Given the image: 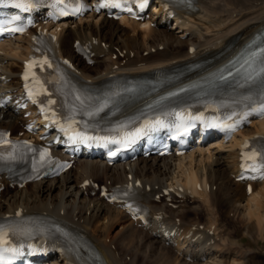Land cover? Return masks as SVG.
<instances>
[{"label": "bare ground", "instance_id": "obj_1", "mask_svg": "<svg viewBox=\"0 0 264 264\" xmlns=\"http://www.w3.org/2000/svg\"><path fill=\"white\" fill-rule=\"evenodd\" d=\"M194 4L196 5L197 9H194L192 6L190 9H185L184 12L179 14V17L182 18L183 14H185L186 18L183 20V22L182 21L179 23L176 22L179 33L182 32H184V34L187 32L191 33L188 35L189 39L187 40L188 43L187 45L195 46L197 48V50H195L193 54H187L188 46L184 47L186 46V41H178L177 46L173 47L172 44L168 42L170 40V37H167L169 36V34L165 31L166 28L165 29L162 28L163 30L150 28L151 22L155 21L154 16H151V19L143 22L122 20L119 21V23H116L117 26L120 28L121 32H123L124 36H126L128 30L127 28L123 29L121 25H125L126 27H129L131 29L133 38L137 36L136 34L137 32L140 33L142 35V42H143L142 46H133L130 43L125 44L123 49L126 50L127 54L117 61L111 60L110 58L111 56L118 54V52L121 53L122 50H118L117 49L118 46L114 44L113 46H115V49H117L118 52H116V50L110 47L108 49L109 51L105 53L106 55L105 58H108L110 61L108 62L103 61L102 65L98 66L97 68H91L85 66L84 64H81L80 60L75 57L72 50L69 48L70 42H72L74 39H78L79 37L88 38L91 36H95L93 33L94 31L92 29V26L88 24L89 18L84 19L85 22L87 21L85 24L83 23L84 20H81L79 25L73 24L74 26L73 29H70L69 27L63 30V32H61V38H60L61 51L64 53V55L73 59L75 62H78L79 69L81 70V77L83 80L92 79L93 82L89 84L80 78L82 83L87 84L83 87H92V88L98 87L100 89L107 87L116 88L123 86L124 81H125V87H127L128 83L126 82V80L113 81L112 79H107L109 72H111L109 71L111 66L120 64V62L125 61L124 65L120 67V69L128 71L129 74L138 75L139 73H144V71L147 69L149 70L150 68H153L154 70H157V68L159 69L161 67L158 73H166L167 77L175 73H178L179 75L182 74L188 75L189 70L193 64H199V66L202 67L207 65L208 67L210 64L212 66L216 62L225 60L226 57L234 54V51L240 48L241 42L250 39L256 32H258L257 30L264 25V19L259 21L260 16L264 14V0H194ZM161 19L162 18H159L156 26L158 27L163 26ZM195 22L199 23L200 26ZM113 23L115 22L107 19H102L100 22L99 20L94 22V26L97 27V31L99 33V40L105 43H106L105 40H110L107 37L108 35L105 33V30L106 28H108L110 24ZM201 27L202 29H200ZM209 31L212 32V35L205 37L204 34L208 33ZM162 38L164 41L162 40ZM25 45L26 42L24 39H19L16 44L12 42H5L1 44V53L3 54H0V68L2 70L0 76L1 77H3L4 75L6 76L5 78L6 80L3 81V84H5V89L10 90L9 95L13 96L12 98L13 101H15L18 97V94L15 92V88L17 86L16 75L20 71V62L23 58V55L26 54ZM159 46H164V48L158 51ZM153 48H156V51L154 53H148L145 56L143 55L138 56V54H134V57L130 58L129 51H132L133 49L136 50L142 49V52H144V51H150ZM97 69L99 70L101 69V71L98 74L96 73ZM201 70L196 74L194 73L195 74L194 76H200L194 81L199 80L203 77L204 75L203 73H205V71L203 72ZM114 72L118 74V71H114ZM125 76L131 77L132 75L125 74ZM165 77H166L165 75L162 76V78ZM79 86L81 85L79 84ZM78 95L79 92H77L74 89H69V92L64 96L63 100L67 103H73L75 100L79 98ZM24 115L25 112L15 111L13 107L8 105L5 108L0 109V127H9L13 129L15 132H19L22 130L23 124L29 122L32 119L30 116L28 118H25ZM251 127L252 130L250 129L245 130L241 133V135H244L245 137L248 138L253 134H261L264 136V120L253 123ZM259 142L260 141H257L258 144ZM227 143L228 146L225 147L231 149V152L229 154L230 163L232 166L233 178H236L238 175V173L236 172L237 153L239 152L238 141L235 139V136H233V138H231ZM216 147L217 149H220L223 146L221 145V143H216ZM209 150L211 152V149L205 147L203 149H197L189 153L188 155L187 154L184 155L183 157L176 159L172 158L171 160L173 164L172 163L169 164L165 158H162L159 160L154 159V163L151 162V164H149L150 166H148V162H150L151 160L150 161L142 160L137 162L139 164L138 170L132 171V168L130 167L131 168L130 172H124L121 167H117V166L114 168H109L107 166H104L97 159L93 161L89 160L86 161L83 165L81 164L82 166H78V168L79 167L81 168V174L77 172L74 174V177H70L69 174H67L65 177L64 176L62 177V180H59L58 178L53 180L52 182H49L46 185L43 183H37L33 185V189H35V192L38 193L44 191L51 192L53 189L58 187V185H60L61 197L58 203L52 202L50 203V205L46 203L45 204L42 203V205L32 204L31 206L27 205L26 207L22 205L19 206L16 203L7 208H4L3 205L0 204V213L5 214L7 212L18 209L19 207H24L28 209V211L30 212L38 211V210L46 211L49 214L55 215L57 217L66 220L77 229H82L86 232L88 231L90 233L88 234V239L101 252L105 263L120 264L119 263L120 261L118 262L116 258V254H115L116 251H110L108 249L109 245L105 243L108 239L110 240V242H113L116 239L115 235L114 236L110 235L111 234L110 232H112L114 226L123 228L125 224L132 221L129 219V217L126 214L120 211V209H117L116 210L117 212H114L113 209L116 208L115 206L110 207L109 205L103 204L102 200L99 199L98 197H96V199L94 200L90 199L92 200L90 203L92 205V209L90 212L91 215L89 217H86L87 214L86 212L90 210V207L85 209L80 208L77 214L74 216L75 209L67 210L65 209L64 204H62L63 196L67 193V192L65 193L63 192V188L65 187V189H72L75 195L80 194V196H82L81 194H83L84 190L82 188H79L78 184L81 183V180L83 179L84 176L83 174H85L86 172L89 177L96 176L97 174L100 173H104L107 176H109L110 174V176L107 177V180L115 179L118 181L123 178L124 173H125L124 177H126L127 173H131L134 174V176L139 177L145 184H150L153 189V193L158 194L161 193L160 187L163 186V183L161 181H158L159 179L150 180L149 177L147 176L149 170H153L154 173L160 172V175L166 176V174H162L160 171L161 170L160 166L162 164L164 168H168V169L172 168L171 173L168 174L170 175L169 176L170 178H168V180L170 181L169 184L171 183L181 184L180 182L184 180V186L185 185L189 186V188L192 191L191 194L194 196H198L203 200V203H206L208 200V196L211 192H208L207 190H205L204 192L203 191L198 192L195 189V185L198 182H200L202 183V187L205 189L207 184L211 185L212 183L209 180L208 175H206L203 171H202L203 173H199L197 169L202 167L201 165L205 160L211 158V154ZM196 157H199V159H196ZM140 165L141 167H139ZM207 165L211 167L210 163ZM156 186H158V188H156ZM211 187L212 185L210 186V190ZM255 193L254 194L252 193L249 195V197H247L249 199L246 200L245 204L247 205L244 206L245 211L244 210L243 211L245 213V216L248 218V220L252 219L254 222H256V225L258 226L257 227L258 232L261 233L263 227L260 224V222L262 221L261 220L262 215L260 214V210L263 209L264 212V208L262 207L261 209L258 200L264 198V181L261 182L260 187ZM237 196L238 198L236 202H238L239 199L241 198H245L246 196L245 189L240 190ZM257 196H260L261 198L258 199ZM250 203L252 204L250 205ZM262 203L264 204V201ZM107 206L109 208L105 209ZM62 210L63 213L61 214ZM197 211H198L197 209H193L189 212H186L185 215H188L190 213L196 214ZM102 214L103 216H106L105 217L106 219L109 220V224L106 226L100 224ZM32 216L33 217H31V219L18 226L19 233L23 234L26 233L27 231L38 229L44 225V222L40 219L42 218L40 215H32ZM81 219H83V222L80 224L79 221ZM208 223L213 224L211 220H209ZM133 224L139 226L138 223H133ZM246 225L249 226V223L247 222L245 226ZM135 232L136 231L124 232L122 233V236L124 240L133 242L137 238V233ZM145 238L150 239L148 235H144V239ZM92 239L98 241L100 240L102 243L95 244V242ZM179 239L180 241L184 240V244L186 243V248L188 247V249L184 253H181L182 259H190L191 257H187V253H189L188 252L189 249L191 251V248H193L191 247L190 239H185L183 235L179 236ZM179 239L177 240V242L179 241ZM221 241L222 243H225V241L227 240L222 239ZM222 243L220 244L219 241L213 244H205L200 242L195 243L196 246L202 251V253L198 257V260L199 258L201 260L204 259L203 261H201L202 264H211L207 261L205 262L204 255L210 254L213 259V256L215 258L219 252L223 253V251L225 250L227 251L230 249V248L227 249L228 247L224 248L225 245H223ZM184 244L182 242V245ZM169 249L171 248L169 247L166 248V252L163 253L162 255L169 258L168 255L172 254V252L169 251ZM212 250H214V252H211ZM152 251L153 250L150 249V252ZM239 252L241 253V251L236 250L234 251V253L230 255V258L233 263L235 262V258L240 255ZM244 253L245 252H243V255L241 257L244 256ZM196 255L198 254L196 253ZM209 259L210 261H212L211 258ZM142 263L145 264L146 262L145 263L142 262ZM235 264H244V263H242V261L241 262L236 261Z\"/></svg>", "mask_w": 264, "mask_h": 264}, {"label": "rangeland", "instance_id": "obj_2", "mask_svg": "<svg viewBox=\"0 0 264 264\" xmlns=\"http://www.w3.org/2000/svg\"><path fill=\"white\" fill-rule=\"evenodd\" d=\"M89 21H88V24H89ZM195 23L198 24L197 22H195ZM89 25L91 26V24H89ZM198 25L200 26V24H198ZM71 26L74 27L73 25H71ZM92 29L94 31L93 32L94 35L99 38V33L97 31V27L92 26ZM200 29H202V27ZM159 30H162V29H159ZM105 33L108 35L107 37L110 39V40H105L106 43L108 42V43H112V46H113V44L118 46L117 47L118 50H122V51L125 50V49H123V47L127 43H130L133 46H142V43H143L142 42V35L140 33L137 32L136 33L137 36L134 35L135 38H133L132 33H130V32H127L126 36H124L123 32H121L120 28L115 23L110 24L108 26V28H106ZM167 33L169 34V36H167V37H170V40L168 42L170 44H172L173 47L174 46L176 47L178 44L177 43L179 41L178 35H184V32L179 33V30L177 32L178 35L175 33L173 34V31H169ZM138 34H140L141 36H139ZM189 34H191V33L189 32ZM192 35H194V34H192ZM204 35H205V37L210 36V35H212V32L209 31L208 33H206ZM162 40H163V38H162ZM187 40H185L186 43H187ZM70 45H71V43H70ZM113 47H115V46H113ZM141 52H142V49H139V51H138L139 55ZM103 61L108 62L110 60L108 58H104ZM99 72H98V70L96 71L97 74ZM249 129L252 130V127ZM217 143H219V142H217ZM221 145H222V143H221ZM222 146L223 147H221L220 149H217L216 144L214 145V149L212 148L213 146H211V148L208 146V148L211 149V152L209 150V152L211 154V158L208 160H205L201 165L202 167L197 168L199 173L204 172L206 175L209 173V178L211 179L210 181L211 182L213 181L215 183V185L213 182L211 183L212 187L214 186L212 189V193H214V194L211 196V202L215 207L214 208L209 207V209H206V210L203 209L201 217L203 219H207L209 216H212L213 213L217 212L220 215V216L219 215L218 216L220 217V222H221L220 229H219L220 235L227 237L230 234L228 237L232 241V242L225 241V243H222V241H221L219 243L220 244L222 243L225 246H227L226 243L229 245L235 246V248H233L234 251H236V250L241 251L240 247H242V248H249L251 252L248 256H247V253H248L247 250L241 251V253L239 252L240 255L235 258L234 263L232 262V260L230 258V255L232 253H234L233 249H231L232 251H230L231 252L230 254H223L222 252H219L215 258L213 256L214 260L212 259V256L210 254H207V255H204L205 259H207V260H205V262L207 261L211 264H231V263L235 264L236 261H238V262L242 261V263H244V264H264V222H263L264 221V212L262 209V207L264 208V204L262 203L264 201V198L259 199L261 197L257 196L259 199L258 200L259 205L261 206V209H262V210H260V214L262 215V219H261L262 221L260 222V224L263 228H262V232L260 233V232H258V228H257L258 226L256 225V222H254L252 219L248 220V218L245 216V213H244V211H245L244 206L247 205L245 203H246V200L249 199V198H247L249 196H245V198H241V199H239L238 202H236V200L238 198L237 195L239 194L240 190H244V188H243V186H241L240 183L233 182V179H235V178H233L232 174H230V169H231V173H232V166H231L230 157H229L230 152L228 150L229 148L225 147V146H228V143H226V145H222ZM225 148H228V149H225ZM222 149H224L223 152H222ZM230 151H231V149H230ZM214 157L216 158L215 162L210 163V160ZM196 159H199V157H196ZM209 163L211 164V167L207 165ZM149 164H151V162H148V166H150ZM133 165H135V163ZM132 166H130V167L132 168V171H133ZM139 167H141V165ZM160 168H161V170H160L161 173L166 174V176L160 175V172L154 173L153 170H149L147 177H149L150 180H153V179L158 180L159 179L158 181H161V182L164 181L166 177L170 178L169 177L170 175H168V174L171 173L172 168H170V169L164 168L162 166V164H161ZM70 175L71 174L69 173V176ZM96 176L102 182L105 183L104 180H107L105 178L109 177L110 174H109V176H107L104 173H100V174H97ZM96 176H93V177H96ZM70 177H74V176H70ZM263 181H264V179H263ZM169 182L170 181H168L167 183H169ZM43 184L46 185V183H43ZM163 184H165V183H163ZM260 185H261V182L259 184L255 183L253 185V189H252L253 194L255 192H257ZM215 187H216V189H215ZM60 188H61L60 185H58V187L53 189L51 192L44 191V192L38 193V192H35V189H33V186H31L30 188H28V190H22L20 192L17 191L16 194L6 192L5 194L6 195L9 194V195L6 197V199L1 200V202H4V203H0V204L3 205L4 208H7V207H10L16 203L19 206L22 205L25 207L27 205L31 206L32 204H39V205L41 204L42 205V203L43 204L46 203V204L50 205V203H52V202L58 203L60 201V197H61ZM63 192L64 193L67 192V193L63 196L62 204H64L65 209L70 208L67 210L75 209L74 216L77 214V212L80 208L85 209V208L92 206L90 204L92 200L86 199L87 197L85 198V196L75 195L74 191L72 189H65V187H64ZM82 198H84V199H82ZM95 199H96V197H95ZM261 200H262V202H261ZM222 204H223V206L221 207ZM251 204L252 203H250V205ZM187 205L189 207L195 209V208H202L204 206V203L201 200L193 199L191 201H188ZM66 206H67V208H66ZM211 208L213 210H211ZM116 210L117 209H113L114 212H117ZM110 212H112V211H110ZM90 215L87 213L86 216L88 217ZM190 216L192 217V215H190ZM105 217L106 216H103V214H102L100 224L106 226L109 224V220L106 219ZM79 222L81 224L83 222V219H81ZM247 222L249 223V226H247V225L245 226V224ZM234 224H236V226L238 227L237 228L238 231L236 232V234L234 232V229L236 227ZM115 227L116 226H114V229L112 230V232H110L111 233L110 235L111 236L115 235L116 239L113 242H109V243L107 242V244L108 245L112 244L110 246L111 250H114L115 246H116V248L118 249L116 251V257H118L117 256L118 251H120V252L123 251L124 252L123 255H125L127 252H129L125 256H123L122 253H120V257H122V259L119 260V257L117 258L118 261H120L119 263L123 264V262L126 261L125 257H127V255H133V254H131L130 251L134 250L135 254L137 253L136 257L133 255L135 258L134 261L136 262L137 258H139L140 264H143L142 262H144V263L146 262L145 264H165V263L166 264H202L201 262H198V263L193 262L192 263L191 261H190V263H187V262L183 263L184 261L181 262L178 259V255L181 256V253H184L188 249V247L186 248V243L184 244V240H182V241L179 240L177 242L178 239L170 238L172 241L176 240L175 245L172 247H174L175 250L177 251V257L175 255H173V253H172L171 254L172 256L169 254L168 255L169 258H167V257L163 256L162 254L166 252V248H168V247H161L160 245H158L157 243L154 242L155 241L154 239H147V238L144 239L145 234L141 238L142 230L138 227H135L132 222H128L127 224H125V226L123 228H119V227L115 228ZM153 230L157 231L155 228H153ZM133 231H136L135 233H137V238L133 242H129L128 240H124L122 233L133 232ZM170 239H164L163 238V239L158 240V243L161 240H163V242H165L164 240H170ZM182 242L184 245H182ZM234 242H236V244H238V245H236ZM191 247H193V248H191V251L189 249V251H188L189 253H187V257H191L190 259L193 260V259L198 258L199 255L202 253V251L196 246V244H194V246H192V244H191ZM169 248H171V247H169ZM137 249H138V251L139 250L140 251L137 252ZM150 249H152L153 251L150 252ZM227 249H229V248H227ZM225 251H223V252H225ZM243 252H245L244 256L241 257L243 255ZM196 253L198 255H196ZM128 257H130V256H128ZM158 258H159V260H158ZM209 258H211L212 261H210ZM162 259H164V261L161 263L160 261ZM181 259H182V256H181ZM126 262H127V264H135V263H131L130 260H127Z\"/></svg>", "mask_w": 264, "mask_h": 264}, {"label": "snow or ice", "instance_id": "obj_3", "mask_svg": "<svg viewBox=\"0 0 264 264\" xmlns=\"http://www.w3.org/2000/svg\"><path fill=\"white\" fill-rule=\"evenodd\" d=\"M58 2H60V0H58ZM15 7L21 8V9H24V10H28L31 7V5L30 4H25V3H17L15 5ZM0 30H5V29H0ZM11 31H13V32L23 31V29L22 28H12ZM2 260H3V256L0 255V261H2Z\"/></svg>", "mask_w": 264, "mask_h": 264}]
</instances>
